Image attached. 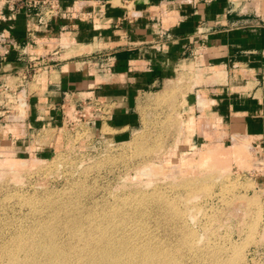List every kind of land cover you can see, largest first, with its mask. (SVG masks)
<instances>
[{
    "label": "rangeland",
    "instance_id": "rangeland-1",
    "mask_svg": "<svg viewBox=\"0 0 264 264\" xmlns=\"http://www.w3.org/2000/svg\"><path fill=\"white\" fill-rule=\"evenodd\" d=\"M101 47L62 56L89 66L95 92ZM80 92L63 94L52 125L28 118L19 90L0 94V264H79L103 251L101 264H264L259 143L185 115L177 87L118 100Z\"/></svg>",
    "mask_w": 264,
    "mask_h": 264
},
{
    "label": "crops",
    "instance_id": "crops-1",
    "mask_svg": "<svg viewBox=\"0 0 264 264\" xmlns=\"http://www.w3.org/2000/svg\"><path fill=\"white\" fill-rule=\"evenodd\" d=\"M7 1L0 0V94L23 93L28 118L52 125L73 88L78 98L113 91L118 100L123 91L177 87L190 104L185 115L215 118L264 152V0H61L54 15L30 21L9 13ZM93 40L103 45L98 66H108L93 76L98 92L88 65L62 58Z\"/></svg>",
    "mask_w": 264,
    "mask_h": 264
},
{
    "label": "built area",
    "instance_id": "built-area-1",
    "mask_svg": "<svg viewBox=\"0 0 264 264\" xmlns=\"http://www.w3.org/2000/svg\"><path fill=\"white\" fill-rule=\"evenodd\" d=\"M60 2L61 0H8L7 9L9 13H23L30 21L34 17L40 19V14L51 17L58 11Z\"/></svg>",
    "mask_w": 264,
    "mask_h": 264
},
{
    "label": "bare ground",
    "instance_id": "bare-ground-1",
    "mask_svg": "<svg viewBox=\"0 0 264 264\" xmlns=\"http://www.w3.org/2000/svg\"><path fill=\"white\" fill-rule=\"evenodd\" d=\"M239 139V138H238ZM233 141V140H232ZM238 146H240V145H238ZM237 146V147H238ZM238 149H240V148H238ZM49 252H50V255H51V257H52V259H57L56 261H62L63 262V260H65V257L63 256V255H60L56 250H55V248L54 247H50L49 248ZM52 253V254H51ZM106 255H108L105 251H103V258H102V260H100V261H95V260H93V258L90 256L89 258H87L86 259V261L84 262V263H81L82 261H83V259H81L80 261H79V264H101L104 260H107L108 261V263L110 262L109 261V258L106 256ZM79 257H77V259H78ZM79 260V259H78Z\"/></svg>",
    "mask_w": 264,
    "mask_h": 264
}]
</instances>
